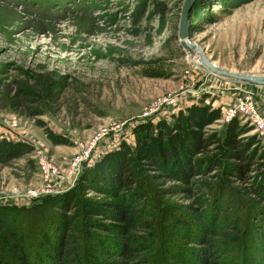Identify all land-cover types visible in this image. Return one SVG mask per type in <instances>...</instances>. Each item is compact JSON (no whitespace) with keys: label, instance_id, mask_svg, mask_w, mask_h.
<instances>
[{"label":"rangeland","instance_id":"obj_1","mask_svg":"<svg viewBox=\"0 0 264 264\" xmlns=\"http://www.w3.org/2000/svg\"><path fill=\"white\" fill-rule=\"evenodd\" d=\"M183 1L0 0V150L9 154L0 162V202L46 203L52 223L51 203L71 189L79 206L85 198L113 200L83 178L92 181L97 164L125 146L135 155L156 135L185 140L197 108L217 117L199 127L216 140L212 154L223 151L229 130L254 136L264 153V135L244 116L234 110L225 119L244 91L263 108L264 85L219 75L198 59L178 36ZM229 1L190 11L191 40L221 68L264 75V0ZM156 5L165 17L151 16ZM19 85L30 92L19 95Z\"/></svg>","mask_w":264,"mask_h":264},{"label":"trees","instance_id":"obj_2","mask_svg":"<svg viewBox=\"0 0 264 264\" xmlns=\"http://www.w3.org/2000/svg\"><path fill=\"white\" fill-rule=\"evenodd\" d=\"M208 1L196 0L191 11ZM237 1L227 5L250 0ZM150 14L165 17L166 9L152 6ZM202 111L188 117L185 140L156 135L135 155L125 146L97 164L92 181L83 178L113 200L85 198L79 206L71 189L51 203L52 223L46 203L0 202V264H264V153L254 136L229 130L223 151L212 154L216 140L199 127L217 117ZM31 209L38 214H26Z\"/></svg>","mask_w":264,"mask_h":264},{"label":"water","instance_id":"obj_3","mask_svg":"<svg viewBox=\"0 0 264 264\" xmlns=\"http://www.w3.org/2000/svg\"><path fill=\"white\" fill-rule=\"evenodd\" d=\"M195 2L196 0L183 1L178 29V36L180 37V39L183 40L188 47L197 52L198 59L212 72L235 80L249 82L257 85H264V75L234 72L213 64V62L209 60V58L205 55L203 49L199 46V44L191 40V21L189 17L190 11Z\"/></svg>","mask_w":264,"mask_h":264},{"label":"built area","instance_id":"obj_4","mask_svg":"<svg viewBox=\"0 0 264 264\" xmlns=\"http://www.w3.org/2000/svg\"><path fill=\"white\" fill-rule=\"evenodd\" d=\"M212 73V72H211ZM213 74V73H212ZM217 77H221L217 74H214ZM224 78V77H221ZM227 83L234 87L235 82L229 81L226 79ZM262 86V85H260ZM262 96L264 97V86H262ZM173 102V101H172ZM234 110H237L238 113H240L242 116L245 117L247 121H249L250 125L254 126V130L257 132L258 135H264V107L263 108H258L255 102V95L249 91H244L242 93V96L239 97L237 106L235 109H231V112L226 116L225 119H228L235 115Z\"/></svg>","mask_w":264,"mask_h":264}]
</instances>
